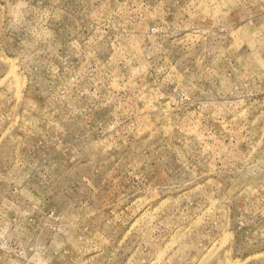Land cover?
Returning a JSON list of instances; mask_svg holds the SVG:
<instances>
[{"label":"rangeland","instance_id":"374dc122","mask_svg":"<svg viewBox=\"0 0 264 264\" xmlns=\"http://www.w3.org/2000/svg\"><path fill=\"white\" fill-rule=\"evenodd\" d=\"M0 264H264V0H0Z\"/></svg>","mask_w":264,"mask_h":264}]
</instances>
